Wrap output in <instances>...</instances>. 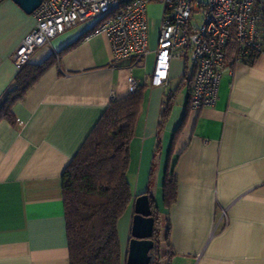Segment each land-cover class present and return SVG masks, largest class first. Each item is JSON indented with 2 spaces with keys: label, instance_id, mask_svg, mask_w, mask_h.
Segmentation results:
<instances>
[{
  "label": "crops",
  "instance_id": "0c3cea01",
  "mask_svg": "<svg viewBox=\"0 0 264 264\" xmlns=\"http://www.w3.org/2000/svg\"><path fill=\"white\" fill-rule=\"evenodd\" d=\"M96 23L79 22L37 47L31 63L80 38L13 103V123L0 119V264H69L61 175L109 101L128 93L130 75L145 90L129 142L132 198L117 223L121 264L132 200L146 191L163 226L158 264H264V55L229 61L215 103L193 109L182 79L168 88L171 69L168 84L151 85L155 35L139 63H111L103 34L84 38ZM33 25V13L0 0V97L17 71L13 52ZM167 170L176 191L165 207Z\"/></svg>",
  "mask_w": 264,
  "mask_h": 264
},
{
  "label": "built area",
  "instance_id": "2783aa9c",
  "mask_svg": "<svg viewBox=\"0 0 264 264\" xmlns=\"http://www.w3.org/2000/svg\"><path fill=\"white\" fill-rule=\"evenodd\" d=\"M153 0H42L34 25L13 52L18 68L33 51L79 22L96 19L84 38L103 34L111 63L137 64L148 52L146 8ZM162 4L153 49L151 85L168 84L172 60H181L189 80V105H213L228 62L251 63L264 55V0H157ZM128 92L139 81L128 76ZM17 124H19L17 122ZM224 213V212H223Z\"/></svg>",
  "mask_w": 264,
  "mask_h": 264
},
{
  "label": "trees",
  "instance_id": "16d2710c",
  "mask_svg": "<svg viewBox=\"0 0 264 264\" xmlns=\"http://www.w3.org/2000/svg\"><path fill=\"white\" fill-rule=\"evenodd\" d=\"M79 39L50 53L39 63L28 61L17 68L12 86L0 97V119L13 123V103L23 98L40 76ZM181 81L189 84L186 78ZM144 90L145 85L140 83L135 91L112 98L63 170L62 200L69 264H121L117 223L132 198L127 179L129 142ZM174 93L167 95L161 103L158 130L170 111ZM162 190L163 204L168 207L175 200L176 191L174 175L168 170L164 174ZM146 193L154 218V246L150 250L149 264H158L160 216L151 195L148 191ZM167 255L170 258L168 244Z\"/></svg>",
  "mask_w": 264,
  "mask_h": 264
},
{
  "label": "water",
  "instance_id": "95a60500",
  "mask_svg": "<svg viewBox=\"0 0 264 264\" xmlns=\"http://www.w3.org/2000/svg\"><path fill=\"white\" fill-rule=\"evenodd\" d=\"M25 13L31 14L42 0H11ZM132 218L124 264H149L150 250L154 246V218L150 199L146 192L132 200Z\"/></svg>",
  "mask_w": 264,
  "mask_h": 264
},
{
  "label": "rangeland",
  "instance_id": "374dc122",
  "mask_svg": "<svg viewBox=\"0 0 264 264\" xmlns=\"http://www.w3.org/2000/svg\"><path fill=\"white\" fill-rule=\"evenodd\" d=\"M161 10H162V4L157 0L150 1V3L147 5L146 15H147V23H148V29H149V37L151 39L154 37L155 32L157 30ZM183 69H184V66H183V62L181 60H178V61L172 63L171 72H172L173 77H172V80L170 81V83L168 85V88L173 89L175 84L180 79H182V74L184 71ZM183 91H184V89L181 90V94L184 93ZM129 179H130V177H129ZM158 228H159V239H162L164 236L162 234L163 233L162 221H160ZM158 248H159V251L160 250L163 251V249L161 248L160 241L158 244Z\"/></svg>",
  "mask_w": 264,
  "mask_h": 264
}]
</instances>
